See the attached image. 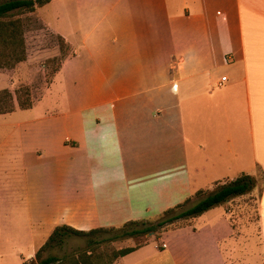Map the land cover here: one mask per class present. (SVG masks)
Wrapping results in <instances>:
<instances>
[{
  "label": "crops",
  "instance_id": "1",
  "mask_svg": "<svg viewBox=\"0 0 264 264\" xmlns=\"http://www.w3.org/2000/svg\"><path fill=\"white\" fill-rule=\"evenodd\" d=\"M28 14L73 55L29 109L8 113L28 112L0 144L2 257L23 264L57 225L154 219L247 175L259 180L250 262L230 205L252 191L113 264H264V0H50ZM27 62L0 69V91Z\"/></svg>",
  "mask_w": 264,
  "mask_h": 264
},
{
  "label": "trees",
  "instance_id": "2",
  "mask_svg": "<svg viewBox=\"0 0 264 264\" xmlns=\"http://www.w3.org/2000/svg\"><path fill=\"white\" fill-rule=\"evenodd\" d=\"M50 0H0V68L13 66L25 60L23 22L19 18L23 13H31L35 8L42 7ZM58 57L54 58L59 65L73 55V51L60 37H56ZM22 92V93H20ZM17 106L21 110L31 107L28 99V90L23 89L15 93ZM14 110L12 96L8 91H0V115L11 113ZM256 185L254 178L242 175L235 180L220 185L216 190L206 194L202 199L188 208L184 206L190 197L174 207L168 208L155 217L154 220L130 221L117 228H98L89 231H80L66 225L55 226L44 244L35 252L34 260L29 264H113V262L124 256L138 246L111 250L108 254L96 252L100 243L115 241L121 238L153 235L157 237L166 227L173 222L182 219L194 218L202 213L239 196L251 192ZM201 192L195 193V195ZM131 227L130 230H125ZM102 232H110L112 236L101 241L87 240L84 249L75 253L63 255L62 257L47 256L40 257V252L50 247H61L69 237L88 238Z\"/></svg>",
  "mask_w": 264,
  "mask_h": 264
},
{
  "label": "rangeland",
  "instance_id": "3",
  "mask_svg": "<svg viewBox=\"0 0 264 264\" xmlns=\"http://www.w3.org/2000/svg\"><path fill=\"white\" fill-rule=\"evenodd\" d=\"M19 18L23 22V38H24V49H25V56L29 55L30 57H25V60H28L27 63V70L24 69L22 71L18 70L17 75L20 76L17 78L16 84L13 87L11 91L9 90H1V91H8L12 96V101L14 108L17 106V100H16V92L19 90L27 89L28 90V99L32 100L37 99L41 96V93L49 83L52 74L54 71L58 69L59 63L54 58H57L58 55L54 58L47 59L45 56H42L41 53L36 52L37 50L43 49L45 46L46 48L49 46H56V39L48 37L41 31L40 24L28 13H23L19 16ZM34 37V38H33ZM32 50H34L32 53H30ZM34 56V57H32ZM23 62V61H22ZM21 63V62H19ZM18 63L14 64L13 66L9 65L6 67H1L2 70H9L16 67ZM27 72L26 76H23L24 73ZM22 93V92H20ZM27 111L21 112V113H13V114H1L0 115V144L4 141V138L7 136L6 134H17L18 133V126L17 124L19 121H24ZM30 115V114H29ZM11 162H14L13 157ZM7 161L4 160L2 162V165H7ZM10 175V171L7 170L5 172L0 171V183H2V186L4 189L7 188V179L6 177ZM256 185L255 188L252 190L251 195H246L242 199H238V201H232L230 205L231 211H235V214L232 215L233 218V227H238L240 231H242V235H239L238 232H235L237 240V244H235L237 251H243L241 257L243 260H246L248 256H245L246 251L243 250V246L247 244V249L251 247V250H256L259 252L260 248V234L257 226L255 225V208H256V200L258 196L259 190V180H255ZM217 188V187H216ZM215 188V190H216ZM1 189V188H0ZM257 189V190H256ZM205 192L201 191L200 194L194 195L190 197L189 202L184 206V208H188L195 204L197 201L203 198V195ZM249 194V193H248ZM227 204V203H226ZM225 203L220 204V207H223L226 205ZM11 204L7 202H0V207L5 208L9 207ZM221 210L223 208H220ZM238 212V213H236ZM241 213V214H240ZM240 215L242 218L240 220L234 219L235 215ZM227 217L230 218V215ZM228 218V220H229ZM155 219V218H154ZM152 219V220H154ZM186 219L178 220L176 222H173L172 224L168 225L165 229H173L176 227H180L185 224ZM235 222V223H234ZM4 226H6V223H3ZM131 227H126L125 230H130ZM112 236V233L110 232H102L97 235L88 237V238H78V237H69L65 240L64 244L61 247H50L46 248L43 251L40 252V257L45 258L47 256H57L62 257L63 255L75 253L78 252L81 249H84L87 245V240H95V241H101L104 239H108ZM152 235H145V236H135V237H125L121 239H117L115 241H107L100 243L99 245H95L97 247L96 252L108 254L111 250L121 248L124 246H138L142 245L144 242H146L149 238H151ZM44 244V243H43ZM39 244L35 252L43 245ZM257 245V246H256ZM18 248L21 249L20 245L18 244ZM34 252V254H35ZM34 254L33 257L29 260L25 261L23 264H29L31 260H34ZM240 254V253H239ZM3 255L0 252V264H15L16 262H8L5 257H2ZM18 257V256H17ZM257 261H258V255H257ZM251 255H249V258L246 260V262H250Z\"/></svg>",
  "mask_w": 264,
  "mask_h": 264
},
{
  "label": "built area",
  "instance_id": "4",
  "mask_svg": "<svg viewBox=\"0 0 264 264\" xmlns=\"http://www.w3.org/2000/svg\"><path fill=\"white\" fill-rule=\"evenodd\" d=\"M161 246H162V247H165V245H164V244H161Z\"/></svg>",
  "mask_w": 264,
  "mask_h": 264
}]
</instances>
